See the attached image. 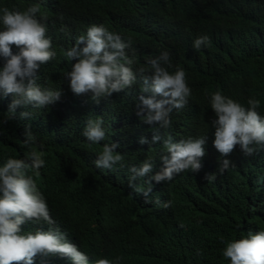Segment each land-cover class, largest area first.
<instances>
[{"label":"trees","instance_id":"trees-1","mask_svg":"<svg viewBox=\"0 0 264 264\" xmlns=\"http://www.w3.org/2000/svg\"><path fill=\"white\" fill-rule=\"evenodd\" d=\"M39 3L47 17V35L58 55L41 66L37 83L62 90L61 100L46 108L18 107L16 118L0 125V166L8 157L24 158L30 148L23 144L25 125L35 136L32 147L44 151L46 165L35 178L46 198L56 225L68 234L93 262L97 258L122 257L121 264H230L222 255L225 241L264 230V147L245 155L236 145L230 167L214 181L219 155L202 158L197 173L184 172L170 182L156 183L148 202L128 184L129 168L148 157L156 170L162 145L151 141L150 129L137 116L140 85L94 102L92 94L75 95L64 74L71 70L63 51L89 26L103 24L135 49L133 70L150 74L147 61L170 53V72L186 71L192 95L188 105L171 114L168 131L178 140L214 137L209 94L220 90L247 107L255 96L264 117V0H0V7L26 9ZM39 15V14H38ZM208 36L210 44L199 51L193 42ZM13 52L18 51L15 45ZM4 61L0 57V67ZM160 99V97H157ZM12 96L0 95V120L9 116ZM30 111V120L20 113ZM102 117L106 139L90 144L82 135L88 118ZM116 142L124 155V167L112 171L94 165L104 143ZM43 145V149L40 148ZM210 146H214L211 144ZM147 179V177H145ZM142 190L144 178L136 181ZM168 202L169 207L164 204ZM25 223L22 231H36ZM48 225H43L47 230ZM34 264H72L59 255L34 258Z\"/></svg>","mask_w":264,"mask_h":264},{"label":"clouds","instance_id":"clouds-1","mask_svg":"<svg viewBox=\"0 0 264 264\" xmlns=\"http://www.w3.org/2000/svg\"><path fill=\"white\" fill-rule=\"evenodd\" d=\"M46 20L39 3L24 10L0 7V57L4 61L0 67V95L12 96L9 116L0 120V125L15 119L18 107L42 109L61 100V88H42L37 83L41 66L55 60L58 55L51 37L47 35ZM209 44L208 36H200L194 40L193 48L199 51ZM13 45L18 49L15 53ZM63 55L67 61H76L64 74L75 95L91 93V99L99 103L113 93L140 85L136 114L143 123L153 127L150 129L151 141L141 137L139 143L150 146L159 143L163 149L159 158L162 166L154 174L156 165L152 157L143 160L138 167L133 165L129 168V187L137 193L142 192L145 202L150 198L152 181L170 182L178 174L197 173L203 167L202 158L210 156L211 152H216L217 157L219 155L220 163L217 173L205 176L208 182L214 181L217 174L223 175L230 167H235L230 156L236 145L248 156L264 147V117L257 111L261 106L260 100L252 96L246 107L223 95L220 90L209 94L210 108L216 117L211 121L214 137L208 139L206 135L177 140L168 131L172 127L171 114L188 105L192 90L183 68L168 70L171 67L168 51L147 61L150 74H145L144 69L137 73L132 67L136 56L132 39L110 31L103 24H93L87 28L86 34L75 39L72 47L63 51ZM19 115L22 120H30L33 114L23 111ZM103 125L102 117L88 118L83 137L90 144L104 141L106 130ZM23 135V144L30 151L24 158L8 157L0 166V264H34L35 257L50 255L67 257L72 264H93L53 220L35 179L46 165L45 153L32 147L35 136L31 124L25 125ZM43 147L40 145L41 149ZM118 147L120 145L116 142L104 143L93 162L95 167L110 171L117 165L124 167V155L116 151ZM139 178H144L146 189L137 186ZM164 207H169V203L166 202ZM25 223L39 227L34 232H24L21 225ZM43 225H48L47 230ZM221 242L225 244L222 255L230 264H264V230L249 231L246 237L239 239L225 241L221 238ZM121 260L120 256L101 257L94 264H121Z\"/></svg>","mask_w":264,"mask_h":264}]
</instances>
